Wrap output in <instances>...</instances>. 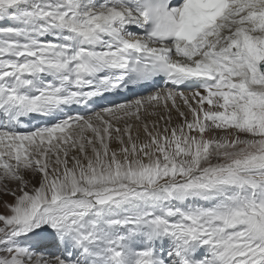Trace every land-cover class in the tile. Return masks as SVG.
<instances>
[{
    "label": "snow or ice",
    "instance_id": "1",
    "mask_svg": "<svg viewBox=\"0 0 264 264\" xmlns=\"http://www.w3.org/2000/svg\"><path fill=\"white\" fill-rule=\"evenodd\" d=\"M0 205V264H264V0H0Z\"/></svg>",
    "mask_w": 264,
    "mask_h": 264
},
{
    "label": "rangeland",
    "instance_id": "2",
    "mask_svg": "<svg viewBox=\"0 0 264 264\" xmlns=\"http://www.w3.org/2000/svg\"><path fill=\"white\" fill-rule=\"evenodd\" d=\"M4 199L11 201V197H5ZM0 210H2V205H0Z\"/></svg>",
    "mask_w": 264,
    "mask_h": 264
},
{
    "label": "bare ground",
    "instance_id": "3",
    "mask_svg": "<svg viewBox=\"0 0 264 264\" xmlns=\"http://www.w3.org/2000/svg\"><path fill=\"white\" fill-rule=\"evenodd\" d=\"M128 98H129V99H131L132 97H131V96H129ZM116 99H118V100H122V99H123V97H119V98H116Z\"/></svg>",
    "mask_w": 264,
    "mask_h": 264
}]
</instances>
